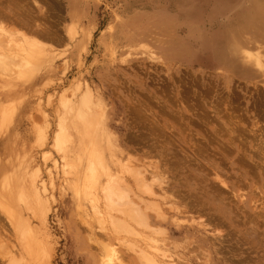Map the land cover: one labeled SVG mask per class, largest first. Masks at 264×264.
I'll return each instance as SVG.
<instances>
[{"label":"rangeland","instance_id":"374dc122","mask_svg":"<svg viewBox=\"0 0 264 264\" xmlns=\"http://www.w3.org/2000/svg\"><path fill=\"white\" fill-rule=\"evenodd\" d=\"M0 53V264H264V0H0Z\"/></svg>","mask_w":264,"mask_h":264},{"label":"bare ground","instance_id":"6f19581e","mask_svg":"<svg viewBox=\"0 0 264 264\" xmlns=\"http://www.w3.org/2000/svg\"><path fill=\"white\" fill-rule=\"evenodd\" d=\"M34 44H32V43H29V46H33ZM28 46V47H29ZM21 51L22 52H24V50H23V48H21ZM26 53V52H25ZM30 53V52H29ZM39 54V53H38ZM37 55V54H36ZM31 56V55H30ZM29 57V56H28ZM13 58H15L14 56H8L7 54H1L0 53V66H6L7 64H8V61H13L14 59ZM42 58H43V56H42ZM256 58V57H255ZM40 59H41V57H40ZM8 60V61H7ZM16 61V60H15ZM38 61V60H37ZM36 61V62H37ZM35 62V61H34ZM29 63H30V61L27 59V58H25V57H21V62H19L17 65L14 63V65H16V68L18 67L19 68V74H20V71L21 70H23L26 66H28L29 65ZM33 63V62H32ZM38 63V62H37ZM22 68V69H21ZM72 111H75V110H73L72 109ZM75 113V112H74ZM78 120H80V122L78 123V120H77V122L75 123L76 125L75 126H77V127H79L80 129L82 128V126L83 125H85L86 123H87V119L86 118H84V117H80V115H78ZM82 125V126H81ZM86 127V126H85ZM91 128V127H90ZM154 128V127H153ZM62 129V128H61ZM84 130H86V129H84ZM81 132V131H80ZM80 134H82V133H80ZM91 134V133H90ZM85 135V134H84ZM84 135H82L83 137H85ZM90 136V135H89ZM87 138H88V136H86ZM80 139H81V137H80ZM86 139V138H85ZM85 139H84V141H85ZM81 141V140H80ZM63 144H64V137L63 136H56L55 137V147L58 149V150H62V148H63ZM81 144H83V142H81ZM80 144V145H81ZM88 146V145H87ZM87 146H85V147H87ZM95 146H97V145H95ZM81 147V146H80ZM79 147V148H80ZM84 147V148H85ZM90 147V146H89ZM78 148V147H77ZM95 148V147H94ZM77 150V149H76ZM80 150V149H79ZM83 150V149H82ZM81 150V151H82ZM87 150V149H86ZM95 150V149H94ZM79 152V151H78ZM87 152V151H86ZM81 154H82V152H81ZM85 154V153H84ZM88 153H86V155H87ZM82 156H84V155H82ZM87 157V156H86ZM96 157V156H95ZM90 158V157H89ZM81 159V158H80ZM82 160V159H81ZM92 160V159H91ZM70 161L72 162V160L70 159ZM80 161V160H79ZM92 161H94L95 162V160H92ZM91 161V162H92ZM98 161V160H97ZM68 162V161H67ZM75 164V163H74ZM95 165L94 164H90V167H89V171H90V175L92 176V178H94L95 177V167H94ZM64 167H65V165H64ZM103 167V166H102ZM92 180V179H91ZM93 181V180H92ZM112 181V180H111ZM34 185V184H33ZM90 190V192H91V188L89 189ZM105 190L108 192V195L109 196H111L112 197V195H118L117 193H114V192H111V190H112V187H110V186H106L105 187ZM114 190V189H113ZM38 189H37V186L35 187L34 186V194H35V197H38ZM89 193V192H88ZM105 193V192H104ZM92 194V193H91ZM89 195V194H88ZM94 196V195H93ZM111 197H110V199H109V201H111V202H114V198L113 199H111ZM117 197H120V196H117ZM121 198H122V196H121ZM120 198V199H121ZM119 199V198H118ZM122 200V199H121ZM120 200V201H121ZM119 201V202H120ZM91 202H92V204H94V208H95V213H100V211H99V209H98V207H97V204L95 203V200H91ZM118 202V201H117ZM116 203V202H115ZM193 203V202H192ZM123 204H124V201H123ZM128 205H130V203H127ZM191 204V203H190ZM129 208H132V207H129ZM128 208V209H129ZM133 209V208H132ZM135 209V208H134ZM5 210V213L7 214V217H8V219H9V221H10V223H11V225L13 226V227H15V231H18V232H20V235L22 236V233H21V227H20V225H19V223L20 222H18L17 221V219H16V217L14 216V214L12 213V212H10V211H8L7 209H4ZM1 211H3V210H1ZM97 214V215H98ZM118 225H119V223H118ZM121 225H122V223H121ZM124 225V224H123ZM116 226V225H115ZM121 227V226H120ZM25 228V227H24ZM22 230H24L23 228H22ZM157 247L158 246H150V247H148V248H141L139 251H138V255L141 257V258H144L146 261H147V263L148 264H168V262H166L165 260H164V258L166 257V255H165V253H166V251H165V253H163L162 251V249H157ZM116 248L114 247V246H112V248L111 249H109V254H108V256L106 257V259H105V262L107 263V264H122V262H121V260H119L118 259V257H117V252H116ZM160 252V253H159ZM167 258V257H166ZM165 258V259H166ZM150 262V263H149Z\"/></svg>","mask_w":264,"mask_h":264}]
</instances>
